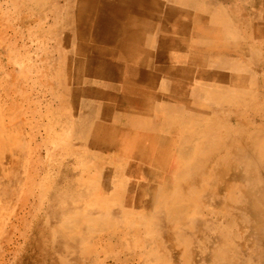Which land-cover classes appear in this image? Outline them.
Returning a JSON list of instances; mask_svg holds the SVG:
<instances>
[{"label": "crops", "instance_id": "0c3cea01", "mask_svg": "<svg viewBox=\"0 0 264 264\" xmlns=\"http://www.w3.org/2000/svg\"><path fill=\"white\" fill-rule=\"evenodd\" d=\"M136 4L116 33L136 95L117 142L148 193L116 203V244L137 264L157 245L180 264H264V0Z\"/></svg>", "mask_w": 264, "mask_h": 264}, {"label": "rangeland", "instance_id": "374dc122", "mask_svg": "<svg viewBox=\"0 0 264 264\" xmlns=\"http://www.w3.org/2000/svg\"><path fill=\"white\" fill-rule=\"evenodd\" d=\"M92 1L0 0V264H137L115 215L148 193L117 142L136 95L116 33L137 0H100L119 21L98 19L100 1L80 11ZM160 251L155 264H180Z\"/></svg>", "mask_w": 264, "mask_h": 264}, {"label": "bare ground", "instance_id": "6f19581e", "mask_svg": "<svg viewBox=\"0 0 264 264\" xmlns=\"http://www.w3.org/2000/svg\"><path fill=\"white\" fill-rule=\"evenodd\" d=\"M99 1L100 0H94V1H92L91 3H82L83 5L82 6H92V7H96V5L97 4H99ZM119 1V0H118ZM139 1V0H138ZM109 2V1H108ZM180 2V1H179ZM252 2V1H251ZM244 3V2H243ZM174 4V3H173ZM185 4V3H184ZM139 5V4H138ZM188 5V4H187ZM252 5H253V3H252ZM251 5V6H252ZM255 5V4H254ZM257 5V4H256ZM259 5V4H258ZM183 6V5H182ZM237 6V5H236ZM98 7L100 8V10H103V11H105V13L103 12L102 14H100V17L98 18L100 21H103V20H106V19H113V20H116V21H119V17H116V16H114V15H112L111 13H109V12H106L107 10H109L108 8H110L111 7V3L109 2V3H107V2H102L101 3V1H100V5H98ZM143 7L144 8H142L141 6H140V9L142 10V11H145V13L147 14V12H148V1H145V4L143 5ZM217 7V6H216ZM257 7V6H256ZM222 8V7H221ZM249 8V7H248ZM216 9V8H215ZM249 10V9H248ZM263 10V9H262ZM217 11V10H216ZM222 12H223V10H221ZM254 11V10H253ZM259 11V10H258ZM257 11V12H258ZM122 12H123V14H125V11L122 9ZM217 12H219V11H217ZM247 12V11H246ZM183 13V12H182ZM181 13V14H182ZM249 13V12H248ZM211 14V13H210ZM222 14V13H221ZM220 14V15H221ZM224 15H226V13H223ZM243 14V13H242ZM102 15H106V17H104V16H102ZM191 15V14H190ZM190 15H189V18H190ZM219 15V14H218ZM181 15H179V17H180ZM227 16V15H226ZM232 16H234V15H232ZM258 16V15H257ZM204 17V16H203ZM212 17V16H211ZM222 17H223V15H222ZM231 17V16H230ZM237 17V16H236ZM183 18V17H182ZM192 18V17H191ZM194 18V17H193ZM219 18H221V17H219ZM235 18V17H234ZM253 18V17H252ZM209 19H211V18H209ZM208 19V20H209ZM216 19V18H215ZM221 19H223V18H221ZM225 19V18H224ZM258 19V18H257ZM202 20V19H201ZM213 21H214V19H212ZM252 20V19H251ZM259 20V19H258ZM189 21H191V20H189ZM234 21H235V19H234ZM172 22V21H171ZM177 22V21H176ZM203 22V21H202ZM169 23V22H168ZM246 23V22H245ZM105 24V23H104ZM115 24V23H114ZM171 24V23H170ZM214 24H215V22H214ZM223 24H225V23H223ZM232 24V23H231ZM173 25H175V24H173ZM193 25V24H192ZM222 25V24H221ZM240 25V24H239ZM246 25H247V23H246ZM213 27V29H214V26H212ZM234 27V26H233ZM219 28V27H218ZM103 29H105V28H103ZM107 29H110L109 27L107 28ZM198 29V28H197ZM249 31V30H248ZM217 33H218V31H216ZM239 32V31H238ZM106 34V33H105ZM105 34H103V35H105ZM237 34V33H236ZM72 35V34H71ZM101 35V34H100ZM99 35V36H100ZM215 36V35H214ZM237 36H238V34H237ZM249 36H250V34H249ZM260 36V35H259ZM98 37V36H97ZM101 37V36H100ZM200 38V37H199ZM202 38V37H201ZM204 38V37H203ZM227 38H230L229 36H227ZM233 39V38H232ZM201 40V39H200ZM216 40V39H215ZM229 40V39H228ZM261 40V39H260ZM51 41V40H50ZM190 41V40H189ZM202 41V40H201ZM261 41H263V40H261ZM202 42H204V41H202ZM226 42V41H225ZM252 42V41H251ZM212 43V42H211ZM210 43V44H211ZM226 43H228V42H226ZM247 43V42H246ZM239 44V43H238ZM228 45V44H227ZM230 45V44H229ZM231 46V45H230ZM237 46V45H236ZM84 45H80V48H82V49H80L81 51H83L84 50ZM231 48V47H230ZM238 48V47H237ZM246 48V47H245ZM219 49H221V48H218V49H216V50H219ZM236 49V48H235ZM225 50V49H224ZM246 50V49H245ZM74 51V50H73ZM220 51V50H219ZM236 51V50H235ZM183 52V51H182ZM226 52H228V51H226ZM53 54H54V52H53ZM69 54V53H68ZM67 53H66V58H68L69 57V55H68ZM209 56V55H208ZM212 56V55H211ZM65 60V59H64ZM236 64H237V61H236ZM238 65V64H237ZM236 65V67H238ZM261 65V64H260ZM238 68H236V70H237ZM263 71H264V68H263ZM257 101H258V97H257ZM23 148H25V147H23ZM20 151V150H19ZM24 151V150H23ZM16 152V151H15ZM5 153H7V152H5ZM17 153V152H16ZM5 156V155H4ZM5 158V157H4ZM264 159V158H263ZM7 165V164H6ZM9 167V166H8ZM8 167H7V169H8ZM2 173V172H1ZM3 176V175H2ZM1 184V183H0ZM21 205V204H20ZM64 208V207H63ZM66 208V207H65ZM67 215V214H66ZM64 217H65V215H64ZM6 231V230H5ZM1 247H3L4 248V245H2Z\"/></svg>", "mask_w": 264, "mask_h": 264}]
</instances>
